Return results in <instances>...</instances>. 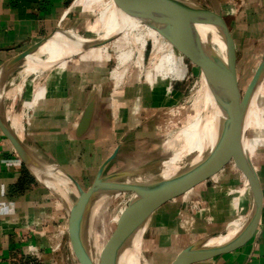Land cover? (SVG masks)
<instances>
[{"label":"rangeland","instance_id":"374dc122","mask_svg":"<svg viewBox=\"0 0 264 264\" xmlns=\"http://www.w3.org/2000/svg\"><path fill=\"white\" fill-rule=\"evenodd\" d=\"M190 1L210 8V10H220L234 43L233 86L237 85L236 91L242 95L255 69L264 57V21L262 19L248 20L242 13V8L237 5L239 0H234L236 6L232 10L224 7V0H218L220 1L218 3L217 0ZM103 2L106 0H78L74 7L77 12L67 22L61 23L58 31L85 33L97 18L96 11ZM221 2L223 5H219ZM132 22L133 13L127 24L121 27L118 25L102 32V34L107 33L103 37L113 34L123 36L131 30ZM146 22L143 18L142 24ZM147 31V37L151 38H148L149 42L144 58L137 59L131 70L130 84H125L117 94L114 95V84L109 76L117 64L115 55L111 51L116 40L102 43L91 49H84L86 44L84 43L66 55L60 68V74L67 69V65L82 69L83 74L90 73L89 70L96 67L99 68L97 78L91 77L92 75L87 77L86 97L80 101H76V98L73 97V101L65 109L58 107L55 102L53 106L46 108L48 114H44V111L41 113V107L38 109V105H41L40 101L47 96L46 91L44 99L39 98L35 106L34 104L24 106L25 108L23 107L19 112L23 124H26V134L22 143H26L27 146L31 143L34 145L33 148H27L28 152L36 160L49 167L54 164L59 165L84 190L90 186L99 166L111 155L122 138H124L123 146L107 173L150 166L165 160L172 154L170 136L182 128L188 116V107H190L192 98L198 89L200 66L179 52L158 29L149 23ZM152 38H155V43L162 48L158 62L150 60V56L153 55ZM142 61H144L143 67H146L144 70L146 74L141 78L138 91L136 88L139 81L137 73ZM158 64L162 68H166L165 72H162L163 76L162 74L156 76V73L149 76L151 70L153 71ZM55 77L56 75L51 73L35 79L34 72L29 70L28 61L27 63L24 61L9 72L7 80L12 84H19L23 80L26 86L35 83L37 87L34 94L35 97L39 94L38 98L42 90H48V88L53 90ZM114 96L117 100V120L112 114ZM260 96H264V79ZM27 97V94L24 93L22 98H17L14 107L20 108L21 101ZM2 104L5 107L9 106L10 102L3 100ZM89 104L93 105L94 119L101 124L97 123L95 126L97 130H100V125L102 133L97 134L94 141L81 144L74 139L73 129L80 113ZM236 106L237 101L235 100ZM33 109L34 132L32 133ZM200 115L201 113L198 116L194 115L186 122L188 128ZM93 126L90 124L88 129H92ZM28 134L34 136L29 142ZM196 139L197 134L184 142L181 147L193 144ZM232 139L233 133L229 135L227 142L231 147H234ZM54 148L56 153L51 155L50 152ZM229 157L231 160L224 162L220 168L223 172L215 173V177H212L213 174L204 177L199 183V187H191L189 195H187L189 187L186 188L188 175L184 174L181 183L174 189L171 197L156 206L141 241L140 254L147 264H173L178 253L188 244L204 237L224 234L227 229L233 227L245 216L252 200L251 192H249V198L247 195L240 202L242 210L234 207L235 201L232 200L234 191L236 190L235 194H237L243 182L237 180L246 182L247 178L244 176L240 159L237 154L232 152V148ZM177 180L180 181V179ZM48 189L50 191L48 199L54 204L55 211L59 210L64 213L65 210L63 211L58 203L57 194L49 187ZM121 192H125L126 195L124 204L129 219L135 195L127 191ZM74 199L75 193L67 194L68 202L72 203ZM246 199L248 202L245 209ZM105 205L109 206L112 211L110 200ZM121 206L122 202L118 200L114 208L118 209ZM66 214L68 213L66 212ZM229 218H235L236 221L232 225L229 222L226 227ZM103 219H105L109 231L113 233L120 234L125 228L124 225L111 222L106 211H104ZM67 230L66 219L65 229H56L50 234L51 247L53 248L50 258L54 264H80L79 257L72 251ZM99 259H102L101 255H99ZM100 261L102 262V260Z\"/></svg>","mask_w":264,"mask_h":264},{"label":"water","instance_id":"95a60500","mask_svg":"<svg viewBox=\"0 0 264 264\" xmlns=\"http://www.w3.org/2000/svg\"><path fill=\"white\" fill-rule=\"evenodd\" d=\"M125 9L142 16L152 27L158 29L165 38L185 57L191 59L204 69L214 92L215 104L219 111L217 120V139L210 149H206L198 158L188 155L183 165L173 175L165 178L160 175L162 163L157 162L150 166L107 173L110 165L117 158L122 146V138L109 157L99 166L96 174L87 189L80 184L63 168L55 167L70 181L75 199L67 214V233L72 251L79 257L80 264H102L91 252L87 238V216L92 206L101 198L116 192L127 191L135 195L131 217L126 219L128 224L117 237L122 236L124 249L131 246L132 240L142 231L150 219L154 209L164 200L171 197L174 189L181 183L184 174L188 175L186 188L194 187L202 182L203 178L215 173L229 157L231 146L227 142L233 133L232 142L240 159L245 177L251 188V197L254 202V213L249 225L237 236L218 244L210 245L208 236L188 244L175 258L173 264H189L193 258L212 253L216 250L235 246L246 240L253 233L264 197L261 194L258 177L252 169L249 160L242 148L243 121L246 104L250 94L264 73V57L258 64L246 90L240 95L233 86L235 53L234 43L219 9L210 10L203 5L190 0H120ZM214 30L225 47L226 59L218 63L202 47L197 28ZM52 35V34H51ZM50 35V36H51ZM47 36L33 46L7 61L1 71L10 72L12 66L18 65L32 55L50 37ZM101 42H93L89 48H96ZM14 66V67H15ZM13 67V68H14ZM235 100L237 106L235 107ZM93 105L89 104L77 125L76 133L83 134L90 125ZM0 131L12 146L19 160L31 171H42L46 164L36 160L9 129L0 115ZM228 146V148H227ZM177 179H180L178 181ZM146 229V228H145ZM144 231L142 233V236ZM75 248V249H74Z\"/></svg>","mask_w":264,"mask_h":264},{"label":"crops","instance_id":"0c3cea01","mask_svg":"<svg viewBox=\"0 0 264 264\" xmlns=\"http://www.w3.org/2000/svg\"><path fill=\"white\" fill-rule=\"evenodd\" d=\"M77 1L0 0V68L16 55L53 34L61 23L67 22L74 16L77 12L74 10ZM218 2L220 1L217 0ZM220 4H224V7L230 10L236 6L234 0H224L223 4L222 2ZM237 5L242 8V13L248 20L262 19L264 21V0H239ZM148 38L151 37L145 39L137 59L144 58L149 42ZM151 42L153 55L150 56V60L151 62H158L162 54V48L155 43V38H152ZM143 65L144 61H142L137 73L139 81L136 88L138 91L140 90L141 78L146 74L144 71L146 67H143ZM165 69V67L162 68L158 64L153 71L151 70L149 76L152 73L160 76L162 72H165ZM89 71L90 73L83 74L82 69L67 65L65 71L61 74H55L53 90L48 88L46 90L47 96L40 101L41 105H38V109L42 108L41 113L45 112L44 114H48L46 108L53 106L55 102L58 107L65 109L73 101V97L76 98V101L85 98L87 94V77L92 75L91 77L97 78L99 68L96 67ZM11 84L8 80L6 81L3 95L6 90H9ZM87 106L80 113L73 129L74 139L81 144L94 141L97 138V134L102 133L101 124L94 119L95 115L93 112L90 120V124L94 125L92 129H87L83 134L76 133L77 125ZM32 121L33 133L34 109L32 111ZM97 123L100 124V130H97L95 126ZM261 130V132L255 129L247 131V135L254 147L250 161L254 166L261 194L264 197V120ZM29 134L27 135L28 142L31 137L32 139L34 138L33 134ZM68 140L70 141L69 138ZM23 145L26 149L34 147L32 143L29 146L26 143H23ZM55 153L54 148L50 154L55 155ZM218 172H223V170L218 169L215 173ZM215 173H213L212 177L216 176ZM237 181H243L242 187L237 194H235L236 190L234 191L232 200L235 201L234 207L241 209L240 202L247 195L249 198L251 188L244 180ZM0 184L7 186L5 198L14 202L16 206L14 216L0 217V264H54L50 258L53 254L50 234L55 232L56 229H65L67 214L64 209V213L59 210L55 211L54 204L48 199L50 195L48 186L41 183L35 173L19 160L1 131ZM199 186L200 184L198 183L195 187ZM247 202L248 199L245 201V209L247 208ZM252 206L251 200L249 210L245 216L227 230L243 225L249 218ZM235 221V218H229L226 222V227L229 222L232 225ZM189 264H264V199L256 227L250 237L235 246L193 258Z\"/></svg>","mask_w":264,"mask_h":264},{"label":"bare ground","instance_id":"6f19581e","mask_svg":"<svg viewBox=\"0 0 264 264\" xmlns=\"http://www.w3.org/2000/svg\"><path fill=\"white\" fill-rule=\"evenodd\" d=\"M96 12L97 18L91 23L85 33L81 34L78 31H58L60 29L58 28L44 44H42L32 55L22 61H25L26 63L28 61L29 70L34 72L35 79H38L40 76L45 74H60V68L66 58V55L84 43H86L84 45V49H91L88 45L93 42H101L102 44L115 39L116 41L111 47V51L115 55L114 57L117 64L109 75L114 84V95L117 94L125 84L129 83L132 73L131 70L136 63L141 47L147 38L148 23L146 22L142 24L143 17L134 11L125 9L120 0H106V2L101 4ZM132 13L133 22L129 32H126L123 36L113 34L108 37H103L107 33L102 34V32L118 25L121 27L127 24ZM197 32L204 50L216 58L218 63H221L220 61H225V47L218 34L214 30L203 27L197 28ZM14 66L11 68L13 69ZM8 74V72L0 70V115L18 140L23 142L26 134V124H23L21 119L22 116H20L19 112L24 106L26 107L33 104L35 106L39 98L42 99L43 96H45L46 90H42L40 96L37 98L39 94L36 97L34 94L35 88L37 87L36 84L32 83L26 86L22 80L19 84H11L9 90H6L3 95V89L8 79ZM263 79L264 73L249 96L243 121L244 134L242 139V148L254 172V166L250 161L251 153L254 147L247 135V131H252L254 129L260 131L262 128L264 120V96H260V91ZM24 93L27 94L28 97L25 99L23 98L20 108L16 109L14 107V103L17 98H22ZM3 100L9 101V106L4 107L2 104ZM116 101V97L114 96L112 114L117 120L118 108ZM200 113L201 115L188 128L186 122L194 115L198 116ZM218 116L219 111L215 104L213 89L210 85L206 72L201 68L198 89L192 98L190 107H188V116L183 123L182 128L170 136V148L172 147V154L162 163L159 171L162 177L167 178L176 173L183 165L184 159H186L188 155H195V160L198 158L199 154L206 149H210L214 145L217 139L216 124ZM195 134H197V139L193 144L181 147L184 142ZM232 152L237 154L234 147H232ZM34 173L40 181L45 183L54 193L57 194L59 199L58 203L68 213L73 205V202L70 203L67 201V194L74 193L70 181L55 167L45 166L42 171ZM245 183L248 184V181L246 180ZM191 189L192 188L189 187L187 195L191 193ZM125 197V192H116L103 197L99 199L88 212L87 238L89 246L91 252L96 258L99 259V255L102 256V259H99L102 260V264H147V262L142 258L140 251L142 233L147 227L150 219L144 225L142 231H140L132 240L131 246L128 249H124L123 247L121 241L122 236L117 237L112 231H109L108 225L106 224L105 219H103L104 211H106L111 222L117 225L128 224L125 217ZM109 200L112 205V211L109 206L105 205ZM118 200L122 202V206L117 209L114 208V205ZM252 205L249 218L245 223H243V225L227 230L224 234H219L216 237H209V244H218L240 234L249 225L252 219L255 209L253 200Z\"/></svg>","mask_w":264,"mask_h":264},{"label":"clouds","instance_id":"9594fccd","mask_svg":"<svg viewBox=\"0 0 264 264\" xmlns=\"http://www.w3.org/2000/svg\"><path fill=\"white\" fill-rule=\"evenodd\" d=\"M7 186L0 184V217H10L15 215V203L8 201L6 197Z\"/></svg>","mask_w":264,"mask_h":264}]
</instances>
